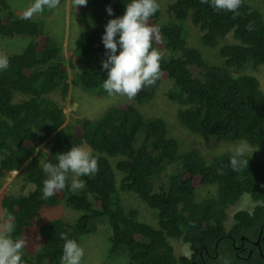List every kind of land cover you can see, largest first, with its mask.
Wrapping results in <instances>:
<instances>
[{"label": "trees", "instance_id": "trees-1", "mask_svg": "<svg viewBox=\"0 0 264 264\" xmlns=\"http://www.w3.org/2000/svg\"><path fill=\"white\" fill-rule=\"evenodd\" d=\"M254 1L243 0L235 19L201 0H170L160 6L150 24L161 32V42L153 45L164 53L161 78L132 103L112 106L95 120L67 123L54 92L60 90V101L66 100L70 79L87 92L107 93L102 87L108 77L102 67L107 59L102 37L109 20L122 17L131 0H88L78 8L71 3L88 28L76 39L70 77L58 59L57 41L46 35L40 20L15 16L8 0H0V36L29 39L22 52L8 56V70L0 71V190L1 181L26 163L1 194L0 208L14 217L13 237L26 242L43 207L63 204L80 214L71 222L55 219L42 225L43 243L36 252L26 243L24 264H60L62 233L81 244L103 226L110 232V256L125 255L130 264H264V161L246 155L248 167L237 172L230 166L233 152L207 162L196 151H181L166 121L141 108L170 83L165 100L177 106L178 121L189 132L223 144L264 146V94L255 77L240 75L248 65L264 67V13ZM192 29L200 31L202 45L214 50L220 63L206 60L191 44ZM229 36L234 43H227ZM73 146L85 147L97 158L98 172L76 178L84 182L76 190L70 174L62 192L43 199L47 177L42 165L57 164V154ZM210 185L218 187L215 200L197 202L196 191ZM121 192L136 194L156 210L158 226L141 222L136 210H126ZM244 195L256 206L252 213H235L227 230L226 211ZM169 239L188 244L191 256L177 257ZM240 246L246 251L239 255L235 247Z\"/></svg>", "mask_w": 264, "mask_h": 264}, {"label": "clouds", "instance_id": "clouds-1", "mask_svg": "<svg viewBox=\"0 0 264 264\" xmlns=\"http://www.w3.org/2000/svg\"><path fill=\"white\" fill-rule=\"evenodd\" d=\"M60 3L61 0H34V2L24 10L23 15L17 14V16H23V19L33 18L38 21L39 19L33 17L34 15L43 14L45 9H57L60 6ZM71 3L76 8L80 6L86 7L88 0H70V8ZM201 3L209 4L211 8L217 12L225 11L233 13V18L235 19L240 15L239 9L243 4V0H201ZM159 9L160 4L158 3V0H131V2L127 4L126 12L122 17L111 19L107 23L105 34L102 37V41L106 49L105 54L107 56V59L102 62V67L108 72V77L104 80L102 85L103 89L107 92L105 95L127 96L129 100H132L145 87L154 86L161 78V61L164 59V53L153 46L154 44L158 45L161 42V32L158 26L150 24L151 17L154 16ZM106 11L110 16L114 14L113 9L110 6L106 9ZM75 14L76 13H74V15ZM76 16L78 17V15ZM247 27L249 30H252L251 25H248ZM44 32L46 33L45 30ZM46 35L54 39L51 35L47 33ZM117 36H119V40L116 39ZM0 37L5 38L2 36ZM77 37L78 35H76V38ZM76 48L77 44L75 40L74 51L69 57L64 58L63 54L61 55V47L59 45L60 53L58 59L65 62V67L69 77L71 75L70 59L74 57ZM118 48L120 49L119 55H117ZM9 67L10 62L8 57L0 55V71H7ZM69 82L67 97L71 87H76L70 79ZM76 88L82 89L87 94L95 93L87 92L81 87ZM262 93L264 94L263 91ZM39 150L40 149H36L37 152H39ZM248 150V145L245 142H241V144L235 148L230 159V166L233 171L238 172L242 168L248 167L249 161L244 158L247 155ZM56 160H58L57 164L47 162L42 165L44 174L47 177L43 181L42 189V198L45 200L59 192H62L68 186L67 182L70 174L74 177L71 188L72 190H76L84 187V182L76 178L82 176H93L99 170L97 158H95L88 149L82 146H73L70 151L63 154H57ZM25 165L26 164H24V166ZM24 166L13 172H21ZM218 171L223 174L222 168L218 169ZM209 187L216 188L218 192V187L211 185L203 187L198 190V192ZM198 192L196 191L195 195L197 202L215 200L216 196L204 201H198ZM126 194H133L136 198L138 197L134 193ZM138 199L141 200L139 197ZM120 201L122 203V200ZM231 207L232 206L229 208ZM136 211L139 214V220L143 223H147L141 218V213L138 210ZM3 214L6 216V219H4L3 222H0V264H24L22 257L24 254L23 250L27 242L23 238L13 237V233L16 228V225L13 223L14 217L11 214L6 215L5 212H3ZM61 239H63L65 243L63 246V255L61 257L60 264H82V260L85 255L83 247H81L76 240L69 239L63 233L61 234Z\"/></svg>", "mask_w": 264, "mask_h": 264}, {"label": "rangeland", "instance_id": "rangeland-1", "mask_svg": "<svg viewBox=\"0 0 264 264\" xmlns=\"http://www.w3.org/2000/svg\"><path fill=\"white\" fill-rule=\"evenodd\" d=\"M170 0H159L160 6L165 8ZM34 2V0H9L10 9L14 12V15L22 14L24 10ZM255 6H257L264 13V0L254 1ZM70 8V0L63 2L57 9L48 10L45 9L43 14L34 15L40 20L43 29L47 34L51 35L55 40L58 41L61 47V55L67 58L75 49L76 35H79L84 28H88L87 24L82 22L80 17H77V13L74 15ZM190 42L193 46L200 49L208 61H219L214 50L204 47L200 41V31L197 29H192L189 33ZM188 37V35H187ZM227 43L231 44L235 41L231 36L227 37ZM28 38L20 37L19 39H9L0 37V55L9 56L13 53H20L26 46ZM240 75L253 76L257 78L260 82L261 89L264 92V67L248 65L243 68ZM171 84L165 85L160 88L156 93L155 97L147 102H145L141 108L142 112L146 115L152 117H159L166 121L169 132L173 138L178 140L180 144L181 151L193 150L200 153L207 162L216 158L225 152H234L235 148L239 146L223 144L215 139H206L200 136L194 135L187 131L178 121L177 106L166 102L165 93L170 89ZM61 91L57 90L54 92V100L58 102L64 109L67 116V123L73 122L79 118H88L90 120L97 119L106 109L111 106H118L120 104L132 103L126 96L101 94L96 93H86L80 88L71 87L70 92L66 100L60 101ZM17 100H24V97L17 96ZM140 108V107H139ZM247 155H255L256 158L264 161V146L251 148L248 147ZM26 164V163H25ZM20 171L12 173L9 177L1 181L0 196L2 193L7 192L12 183H14ZM118 174V173H117ZM73 176V175H72ZM74 178V177H73ZM120 178L118 174V179ZM28 191L31 189L28 188ZM27 192V191H26ZM216 188L209 187L198 192L197 200L204 201L206 199L214 198L216 196ZM122 204L126 209H136L141 213V218L151 224L154 227L158 226V212L150 209L141 200L136 198L133 194L121 193ZM256 204L252 202L249 196L244 195L239 202L232 205L226 211V229L230 230L234 225L233 216L239 211H247L252 213ZM77 211H73L67 208L63 204H59L55 207H43L42 211L36 218L34 228L29 232L27 237V244L31 252H36L43 243V240L39 236V229L42 225L55 220L60 219L66 222H71L79 217ZM6 219V216L0 209V222ZM110 232L107 227H101L96 233L90 234L81 240L80 246L83 247L85 255L82 260V264H130L128 257L125 255H115L110 256V245H109ZM175 255L177 257L191 255V250L189 245L183 243L179 239H170Z\"/></svg>", "mask_w": 264, "mask_h": 264}, {"label": "flooded vegetation", "instance_id": "flooded-vegetation-1", "mask_svg": "<svg viewBox=\"0 0 264 264\" xmlns=\"http://www.w3.org/2000/svg\"><path fill=\"white\" fill-rule=\"evenodd\" d=\"M263 235V239H264V232H263V230H261V232H260V236H262ZM241 240H242V245L244 244L243 243V241H244V238H241ZM257 245H258V247H259V249H260V246H259V243H256ZM241 245V246H242ZM235 247V249L238 251V254L240 255L241 253H244L245 251H246V249H242V247ZM238 255V256H239ZM202 264H206L205 263V261H203V263Z\"/></svg>", "mask_w": 264, "mask_h": 264}, {"label": "bare ground", "instance_id": "bare-ground-1", "mask_svg": "<svg viewBox=\"0 0 264 264\" xmlns=\"http://www.w3.org/2000/svg\"><path fill=\"white\" fill-rule=\"evenodd\" d=\"M83 146H84V144H83ZM89 148V147H88ZM93 148V147H92ZM95 148V147H94ZM97 150V149H96ZM98 151H99V149H98ZM141 151H142V149H141Z\"/></svg>", "mask_w": 264, "mask_h": 264}]
</instances>
